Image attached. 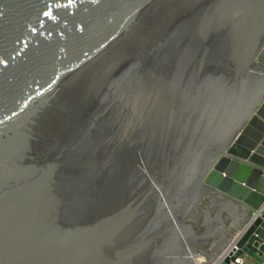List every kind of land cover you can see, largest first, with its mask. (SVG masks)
Returning <instances> with one entry per match:
<instances>
[{"label": "water", "instance_id": "water-1", "mask_svg": "<svg viewBox=\"0 0 264 264\" xmlns=\"http://www.w3.org/2000/svg\"><path fill=\"white\" fill-rule=\"evenodd\" d=\"M264 0H0V264L264 255Z\"/></svg>", "mask_w": 264, "mask_h": 264}, {"label": "built area", "instance_id": "built-area-1", "mask_svg": "<svg viewBox=\"0 0 264 264\" xmlns=\"http://www.w3.org/2000/svg\"><path fill=\"white\" fill-rule=\"evenodd\" d=\"M264 207V204H263ZM226 252H224L219 259L215 260L212 264H219L223 261ZM251 256L248 254H243V255H235V260L231 262V264H244L247 258H250ZM264 264V263H263Z\"/></svg>", "mask_w": 264, "mask_h": 264}, {"label": "crops", "instance_id": "crops-1", "mask_svg": "<svg viewBox=\"0 0 264 264\" xmlns=\"http://www.w3.org/2000/svg\"><path fill=\"white\" fill-rule=\"evenodd\" d=\"M250 258H247L244 264H263L264 263V255L259 256L256 254H251Z\"/></svg>", "mask_w": 264, "mask_h": 264}]
</instances>
